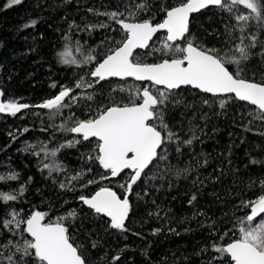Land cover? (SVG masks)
Masks as SVG:
<instances>
[{
  "label": "snow or ice",
  "instance_id": "snow-or-ice-1",
  "mask_svg": "<svg viewBox=\"0 0 264 264\" xmlns=\"http://www.w3.org/2000/svg\"><path fill=\"white\" fill-rule=\"evenodd\" d=\"M21 3L22 0H6L4 7L10 8ZM154 7L163 14L159 22H156L152 12ZM208 8L227 13L234 20V23L224 25L227 43L223 48L208 47L190 32L191 14ZM239 8L244 11H238ZM87 11L107 17L108 23L87 24L81 29L73 20L68 24V33L73 30L91 32L96 29H109L115 24L118 27L111 30L118 34L119 39L105 37L101 41L105 50L97 52L96 49H85L79 41L73 44L72 37L66 33L63 36V50L57 55L59 62L64 65H91L85 73L90 79L81 76L73 86H58L54 82L51 87H59L58 93L38 105H29L16 99H0V113L16 116L24 109L38 107L49 110V118L52 119L81 100L93 101L96 97L95 90L102 86V82H108L111 78L123 81L124 83L117 85L112 91L126 93L125 97L118 99L112 96L106 104H98L95 112L88 105L91 113L88 118L80 119L73 113L59 125L57 130L75 134L73 139L53 147H49L47 142H38L26 145L23 149L37 157L43 154L49 162H41V170H48L51 177L53 172L63 171L62 165L55 162L62 149L76 147L82 141L95 140L93 151L86 158L103 169L104 174L98 179H87L80 184V188L124 175L125 182L119 184L124 191L121 196L113 187L100 186L91 195H79L78 199L96 216L109 218L108 228L123 233L129 231L126 221L133 212L130 197L134 193V186L145 182L144 178L153 166L157 168L161 178L170 173L177 178H187L195 172L191 180L193 191L188 199V204L193 206L199 203L198 197L203 194L207 184H215L221 179V176L212 175L201 178L197 169L207 166L206 157L203 163L196 160L193 167L178 168L168 165L163 169L159 168V162L169 160L171 146L175 145L173 150L178 159L183 155L182 146L190 147L194 141L200 140L201 135L206 134L197 121H206L209 113L187 102L179 90L192 88L204 94L200 105L210 109L217 101L220 109H226L229 100L245 102L253 109L249 115L264 121V40L250 30L253 27L252 22H255V27L264 32V0H179L174 6L162 2L153 4L151 0H130L123 10L99 11L89 8ZM37 23V19H31L23 28H33ZM161 33L162 37L159 35ZM154 39L160 40L159 47H153L150 43ZM258 46L260 51L254 53L253 50ZM139 50L148 51L141 53ZM73 52L79 56L73 55ZM157 53L159 55L153 61L146 59ZM254 55H259L261 62L249 74L247 62ZM129 78L144 86H126ZM82 89L91 91H77ZM4 95V91L0 89V98ZM181 107L184 111L179 113L181 120L177 129L174 124L169 123V116L173 110ZM189 112L192 113L190 117ZM212 114L218 113L213 111ZM185 120L187 138L181 135ZM251 122L250 120L249 123ZM245 128L251 131L247 125ZM28 131V128L23 129V132ZM42 131L46 132L48 129L44 128ZM12 138L15 140L17 137L12 135ZM251 163L264 161L253 159ZM92 171L91 167L82 169L72 175L67 183L60 182L59 188L75 190L72 182L83 179ZM156 178L155 173L149 177ZM19 179V173L15 171L0 174V184ZM258 183V191L252 193L250 198H240L238 209L246 211L243 216L235 218L239 225L238 235L230 228L222 236L216 237V221L206 225L210 230V241L228 238L224 243L212 242L201 249L208 252L211 248L216 254L207 264H213V261L215 264H264V179ZM256 184V181H250L247 188L251 190ZM171 186L169 183V187ZM26 190L23 184L11 191L0 190V203L9 206V202L18 201ZM144 195H148L147 189ZM208 195L217 200L221 198L216 192ZM149 215L160 218L159 210ZM193 215L206 216V213L197 211ZM48 217L47 211L37 209L30 213L16 208H10L6 214L0 211V264H89L87 250L75 243L70 232L71 225L65 222L77 219V211L71 209L67 216H58L55 220L47 219ZM200 226L205 227V224L201 222ZM161 230L155 228L152 234L155 235ZM168 231L179 235L176 228H169ZM185 231L191 229L186 228ZM92 247L95 248L96 244L93 243ZM112 259L119 261L120 256L116 255Z\"/></svg>",
  "mask_w": 264,
  "mask_h": 264
},
{
  "label": "trees",
  "instance_id": "trees-1",
  "mask_svg": "<svg viewBox=\"0 0 264 264\" xmlns=\"http://www.w3.org/2000/svg\"><path fill=\"white\" fill-rule=\"evenodd\" d=\"M151 2L174 6L179 0ZM5 3L6 0H0V89L5 93L4 100L16 99L29 105H38L58 93L59 87H51L54 82L58 86H73L81 76L90 79L85 73L91 65L77 67L59 62L57 53L63 50V36L68 33V24L74 20L83 29L87 24L108 23L107 17L94 15L87 10H123L130 0H22L21 4L10 8H5ZM238 11L244 10L239 8ZM152 12L156 22H159L163 14L156 11L155 7ZM31 19H37V25L33 28H23ZM226 23H234V20L230 19L227 13L209 8L192 18L190 32L208 47L223 48L227 43L224 32ZM252 24L250 30L254 31L259 39L264 40V32L255 27V22ZM116 27L118 26L112 24L109 29H96L91 32L73 30L68 34L72 37L73 44L79 41L85 49L103 52L105 46L101 45V41H104L105 37L119 39L118 34L111 30ZM159 35L162 37L163 34ZM151 44L153 47H159L160 40L154 39ZM145 51L148 50L140 52ZM259 51V46L253 50L254 53ZM73 55L79 56L74 52ZM158 55L157 53L146 59L151 62ZM260 62L259 55H254L247 62L249 74L251 70L259 67ZM122 83L124 82L116 79L102 82V86L95 90L96 97L93 101L81 100L52 119L49 118V110L38 107L24 109L16 116L0 113V174L15 171L20 176L18 181L0 184V190L11 191L18 189L21 184L27 189L18 201L9 202V206L0 203V211L6 214L10 208H16L30 213L37 209L47 211V219L55 220L58 216H67L69 210L75 209L78 218L65 222L71 225L70 232L75 243L87 250L89 264H207L216 254L211 248L208 252L201 249L212 242L224 243L228 238L210 241V230L206 225L216 221V237L222 236L223 232L230 228L238 235L239 225L236 224L235 218L243 216L246 211L238 209L240 198H250L252 193L258 191L259 180L264 179V163H251L253 159L264 161V121L249 115V112L253 111L252 106L245 102L229 100L226 109H220L218 101L210 109L200 105L204 94L192 88L179 90L187 102L209 113L206 121H197L206 134L201 135L200 140L194 141L192 146H182L183 155L178 159L173 150L175 145L171 146L169 160L159 162V168L163 169L168 165L178 168L193 167L196 160L203 163L206 157L207 166L197 169L201 178L212 175L221 176V179L215 184H207L203 194L198 197L199 203L193 206L188 204V199L193 191L191 180L196 173L192 172L187 178H177L171 173L161 178L157 168L153 166L145 176V182L134 186V193L130 197L133 212L126 223L129 231L123 233L108 228L107 218L96 216L78 199L79 195H91L100 186L113 187L121 196L124 191L119 187V184L125 182L124 175L89 185L84 189L80 188V184L85 183L87 179H98L104 174L103 169L86 158L92 153L95 140L82 141L76 147L62 149L55 162L62 165L63 171L53 172L51 177L48 170H41V162H49L43 154L37 157L23 150L26 145L38 142H47L49 147H53L73 139L75 134L57 130L59 125L73 113L77 118H88L91 115L88 105H91L92 112H95L97 105L106 104L110 97H125L126 93L112 91ZM132 85L144 86L128 79L126 86ZM208 98L212 99L210 96ZM181 111H184L182 107L173 110L169 116V123L174 124L177 129L180 127ZM213 111L218 114L213 115ZM191 114L189 112L188 116ZM245 125L251 128V131L246 130ZM24 128L29 131L23 132ZM44 128L48 131H42ZM10 133L17 138L13 140ZM181 135L187 138L186 120ZM88 167L93 169L91 173L72 182L75 190L59 188L60 182L67 183L72 175ZM153 173L157 178L149 179ZM250 181L257 182L256 187L251 190L247 188ZM145 189L148 195H144ZM212 192L218 193L220 200L208 195ZM158 210L160 218L149 215ZM197 211L205 212L206 216H194ZM201 222L205 227L200 226ZM155 228L162 230L153 235ZM169 228H176L179 235L168 231ZM186 228L191 231H185ZM93 243L96 244L95 248L92 247ZM116 255L120 256L119 261L112 259Z\"/></svg>",
  "mask_w": 264,
  "mask_h": 264
},
{
  "label": "water",
  "instance_id": "water-1",
  "mask_svg": "<svg viewBox=\"0 0 264 264\" xmlns=\"http://www.w3.org/2000/svg\"><path fill=\"white\" fill-rule=\"evenodd\" d=\"M209 9V8H208ZM204 10H207V9H204ZM204 10H201L200 12H198V13H194V14H191V16H190V23H191V21H192V18L194 17V16H196V15H198V14H200L202 11H204ZM189 27H190V25H189ZM161 34H163V33H161ZM150 43H152V42H150ZM139 51H143V50H139ZM111 79H116V80H120L119 78H111ZM129 79H131V78H129ZM141 83V82H140ZM0 99H3L4 100V97L3 98H0ZM86 206V205H85ZM87 207V206H86ZM88 208V207H87ZM89 209V208H88ZM105 218H107V217H105ZM107 219H109V218H107ZM128 221V220H127ZM127 221H126V223H127Z\"/></svg>",
  "mask_w": 264,
  "mask_h": 264
}]
</instances>
